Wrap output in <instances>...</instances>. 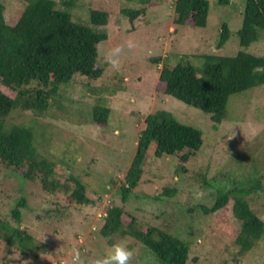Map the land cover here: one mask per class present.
I'll return each mask as SVG.
<instances>
[{"label":"rangeland","instance_id":"obj_1","mask_svg":"<svg viewBox=\"0 0 264 264\" xmlns=\"http://www.w3.org/2000/svg\"><path fill=\"white\" fill-rule=\"evenodd\" d=\"M54 1L64 9L60 0ZM147 1L76 0L69 11L77 23L87 24L90 10L108 13L107 25L96 29L107 34L100 46L111 48L132 39L136 47L125 48L120 71L98 56L102 76L96 80L77 76L72 83L60 86L43 117L14 110L6 119L9 125L33 128L37 152L58 166L57 179L63 188L48 193L37 178L28 180L21 171L14 173L0 164V219L25 230L34 247L22 255L15 248L6 250L0 240V264L24 260L29 264H71L73 249L81 250L91 261L116 241L135 250L134 264H160L134 238L119 235L104 239L100 235L99 225L110 207L123 209L125 226L132 223L143 231L155 227L181 239L189 247L186 264H264V236L243 254L235 244L240 224L232 215L231 200L216 213L202 211L212 204L216 192L241 190L264 222V85L230 96L225 119L215 125L209 114L165 95L159 82L166 62L173 66L188 61L200 68L204 55L231 57L240 51L264 58V35L247 48L239 46L237 32L245 0H229L225 6L206 0L205 28L194 27L191 19L183 26L175 25V0ZM25 5L26 0H0L5 24L14 26ZM141 8H145L144 14L133 22L121 13ZM225 24L229 39L218 48ZM152 59H160V64ZM0 91L15 96L1 86ZM95 105L109 109L106 125L92 120ZM156 111L169 112L179 123L199 130L202 146L187 163H181L175 157H156L155 145H150L139 183L123 200L120 188L143 121ZM74 179L85 187L90 204L70 200ZM20 198L26 207L16 224L11 210Z\"/></svg>","mask_w":264,"mask_h":264},{"label":"trees","instance_id":"obj_2","mask_svg":"<svg viewBox=\"0 0 264 264\" xmlns=\"http://www.w3.org/2000/svg\"><path fill=\"white\" fill-rule=\"evenodd\" d=\"M75 1L60 0L59 4L64 7L61 10L54 0H26L14 26L5 24L0 7V86L15 93L10 98L0 91V164L14 173L21 171L28 180L37 178L48 193L63 188L57 179L58 166L38 154L35 131L31 126L9 125L6 119L14 110L30 112L33 117L41 118L50 102L55 100L60 86L72 83L77 76L90 80L102 76L103 69L96 63L97 48L107 40V34L96 29L107 25L108 13L90 10L88 23H77L69 11ZM138 1H143L142 4L148 2ZM217 4L225 6L229 0H217ZM208 9L206 0H175L174 24L183 26L191 19L194 27L205 28ZM144 12L145 8L121 11L130 22ZM237 35L242 48L249 47L264 35V0H245L242 26ZM228 39L229 30L225 24L219 34L218 48ZM152 61L160 64V59ZM202 61L200 68L188 61L173 66L163 63L159 82L165 87V95L209 114L215 125L225 119L230 96L264 85L263 57L240 51L231 57L204 55ZM109 113L107 107L95 105L91 117L94 123L106 125ZM35 124L40 126L38 122ZM202 143L199 130L179 123L169 112L156 111L147 115L120 188L123 200L139 183L150 145H155L154 153L158 158L175 157L179 162L187 163L198 153ZM74 183L70 200L79 205L90 204L83 184L76 179ZM244 193L241 190L218 191L212 204L202 207L204 214H213L232 201V215L240 224L235 244L242 254L255 247L264 236V222L250 208ZM25 207L23 198L15 202L11 218L16 224L20 223L21 210ZM105 212L99 225V233L104 239L119 235L134 238L160 264H186L189 247L181 239L155 227L143 231L132 223L125 226L122 222L124 212L119 207H110ZM0 240L6 250L15 248L22 255L34 249L33 238L25 230L1 219Z\"/></svg>","mask_w":264,"mask_h":264},{"label":"clouds","instance_id":"obj_3","mask_svg":"<svg viewBox=\"0 0 264 264\" xmlns=\"http://www.w3.org/2000/svg\"><path fill=\"white\" fill-rule=\"evenodd\" d=\"M102 45V42H101ZM136 47V42L132 39L124 41L122 44L115 45L111 48H104L98 45V56L114 71H120L121 57L125 48L132 50ZM19 259V258H18ZM135 250L123 241H116L111 244L108 251L100 256L88 261L79 249L72 250L71 264H134ZM21 264H29L24 260Z\"/></svg>","mask_w":264,"mask_h":264}]
</instances>
